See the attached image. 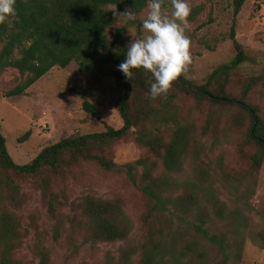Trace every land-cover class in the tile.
I'll return each mask as SVG.
<instances>
[{
  "label": "trees",
  "instance_id": "trees-1",
  "mask_svg": "<svg viewBox=\"0 0 264 264\" xmlns=\"http://www.w3.org/2000/svg\"><path fill=\"white\" fill-rule=\"evenodd\" d=\"M245 0H234L237 15ZM117 5L121 13L131 11L137 19L147 7L148 0H17V16L11 27L0 25V76L12 68L19 72L20 80L5 93L6 97L20 96L41 77L55 67L65 68L76 62L79 69L88 72L100 65L113 63L118 66L126 50L117 48L119 40L131 26L127 14L126 23L115 29L114 42L108 30L114 28L116 17L109 7ZM189 21H195L202 6H194ZM135 21V20H134ZM142 31H139V38ZM231 39L236 51L230 64L215 68L208 79L198 84L190 78L179 77L165 98L150 99L151 73L135 70L133 81L121 71L115 72L122 93L116 108L124 121L121 128L106 124L101 132L72 135L45 146L30 162L18 164L12 158L7 139L0 124V173L13 170L16 174L40 178L43 187L51 186L52 178L67 173L80 162H95L106 171L120 168L131 182L138 184L146 201L143 224L149 228V236L141 246L139 264H210L212 246L223 255L222 260L212 264H228L233 253L232 244L222 230L216 233L217 222L227 219L247 224V217L239 206L230 208L216 194L214 182L219 181L231 194H236L250 205L248 200L256 184V173L264 162V111L260 104L250 101V93L257 91L264 100V74L248 77L240 94L227 88L232 71L246 59L243 45L237 40L235 27ZM188 104L196 108L202 105L227 106L233 120L248 119L245 145L252 153L241 148L248 167L237 171L216 168L204 161L202 137L190 119L183 113ZM83 109L101 119L98 107L84 98ZM27 131L21 139H27ZM132 137L145 148L147 154L133 162L118 165L110 157L112 146ZM155 158V159H153ZM159 163L165 171L158 173ZM191 167L186 178L184 173ZM139 169L141 170L139 172ZM181 191V192H180ZM49 212L58 219L55 236L61 234L57 196L48 201ZM80 219L73 216L79 230H83L84 242H115L124 240L133 228L119 198L102 199L85 195L77 203ZM0 264H17L12 254L16 245L15 217L3 212L0 215ZM264 242V230L252 235ZM243 242V241H242ZM34 250L40 264H50V250L38 241ZM242 248L238 250L241 255Z\"/></svg>",
  "mask_w": 264,
  "mask_h": 264
},
{
  "label": "rangeland",
  "instance_id": "rangeland-1",
  "mask_svg": "<svg viewBox=\"0 0 264 264\" xmlns=\"http://www.w3.org/2000/svg\"><path fill=\"white\" fill-rule=\"evenodd\" d=\"M188 3L191 8L201 5L202 9L196 20L189 21L186 26L193 57L187 77L202 84L215 68L233 61L236 51L231 32L235 27L236 38L245 49L246 59L232 71L227 88L240 94L248 77L264 74V0H245L237 15L234 0H188ZM165 4L171 11L170 0H165ZM148 10L146 7L138 19L128 23L131 26L119 40L118 49L126 50L132 38H139V31H142L140 18ZM126 22L122 16L116 18L114 28L108 30L111 42L116 36L115 29ZM116 70L115 64L107 63L83 72L73 61L65 68L51 69L24 94L14 97H6L5 93L18 83L20 74L12 68L6 70L0 76V124L14 161L28 163L45 146L64 137L104 131L106 124L121 128L124 121L116 102L122 88L116 81ZM84 98L98 107L101 119L83 109ZM249 99L260 104L264 111V100L257 91H252ZM202 107L188 104L183 108L184 114L190 113L198 133L205 132L201 139L204 143L201 157L212 169L216 168L217 173L222 169L230 172L246 169L248 163L241 148L253 152L244 142L248 119L233 120L234 111L227 106ZM29 130L30 136L21 139ZM146 154L145 148L128 137L116 142L109 156L118 165H124ZM186 167L184 178L191 171L190 166ZM161 171L165 170L159 163L158 173ZM255 178L257 182L248 200L250 205L239 197L236 200V194H231L219 181L214 182L220 199L230 208L239 206L247 217L246 225L227 219L223 223L217 222L216 229H213L216 233L219 230L225 232L232 244L233 253L228 264H264V242L252 237L264 230V162ZM55 195L62 222L58 237L55 236L58 219L50 214L48 205L49 199ZM85 195L122 201L126 215L133 222V228L124 240L84 242L83 230L75 225L73 216L77 220L81 218L77 203ZM145 208L140 186L130 181L123 168L106 171L95 162L83 161L63 176L52 178L51 186L46 189L38 177L19 175L13 170L0 173V215L6 211L15 217L13 241L16 248L12 257L17 264H40V257L34 250L38 241L50 250V264H139L141 246L150 234L142 219ZM240 247L242 251L238 256ZM1 252L0 245V258ZM222 258L223 255L212 246L210 264Z\"/></svg>",
  "mask_w": 264,
  "mask_h": 264
},
{
  "label": "clouds",
  "instance_id": "clouds-1",
  "mask_svg": "<svg viewBox=\"0 0 264 264\" xmlns=\"http://www.w3.org/2000/svg\"><path fill=\"white\" fill-rule=\"evenodd\" d=\"M17 0H0V25L8 24L17 16ZM171 11L165 0H148V12L142 16V35L127 46L125 59L117 66L126 79L133 81L135 70L151 73L150 99L165 98L174 82L181 76L187 78V70L193 62L191 41L186 26L192 9L188 0H170ZM118 18L127 14L130 21L135 13H121L117 5L109 7Z\"/></svg>",
  "mask_w": 264,
  "mask_h": 264
},
{
  "label": "crops",
  "instance_id": "crops-1",
  "mask_svg": "<svg viewBox=\"0 0 264 264\" xmlns=\"http://www.w3.org/2000/svg\"><path fill=\"white\" fill-rule=\"evenodd\" d=\"M262 10H264V5L262 6ZM262 10H261V11H262Z\"/></svg>",
  "mask_w": 264,
  "mask_h": 264
}]
</instances>
